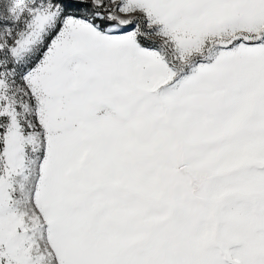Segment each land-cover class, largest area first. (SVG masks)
<instances>
[{"label":"rangeland","instance_id":"1","mask_svg":"<svg viewBox=\"0 0 264 264\" xmlns=\"http://www.w3.org/2000/svg\"><path fill=\"white\" fill-rule=\"evenodd\" d=\"M0 264H264V0H0Z\"/></svg>","mask_w":264,"mask_h":264},{"label":"trees","instance_id":"2","mask_svg":"<svg viewBox=\"0 0 264 264\" xmlns=\"http://www.w3.org/2000/svg\"><path fill=\"white\" fill-rule=\"evenodd\" d=\"M67 1L68 2H72V0H67ZM86 5H90L91 7H93V4L92 3H88ZM93 9H94V7H93ZM95 9H96V7H95ZM91 21L92 22H94V21L97 22L98 21L97 25H98V27L100 29H103L105 27L106 23H107L104 17L99 18V19L94 18V19H91ZM137 41H138L139 44H141L142 46H145V47H154V46H156V43L155 42L150 41V40H148V39H146L144 37H140L139 36L138 39H137Z\"/></svg>","mask_w":264,"mask_h":264}]
</instances>
